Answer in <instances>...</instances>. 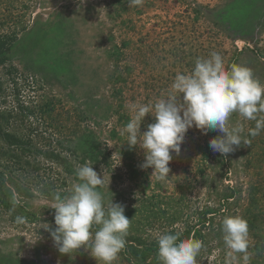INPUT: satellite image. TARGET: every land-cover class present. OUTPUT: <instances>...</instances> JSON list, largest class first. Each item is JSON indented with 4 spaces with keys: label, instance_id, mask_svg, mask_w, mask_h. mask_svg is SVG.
<instances>
[{
    "label": "rangeland",
    "instance_id": "obj_1",
    "mask_svg": "<svg viewBox=\"0 0 264 264\" xmlns=\"http://www.w3.org/2000/svg\"><path fill=\"white\" fill-rule=\"evenodd\" d=\"M0 41V264H97L83 248L61 254L44 229L55 228L53 194H68L85 163L104 170L99 190L131 220L113 264L142 254L160 264L164 231L202 241L197 264H224L221 221L237 215L248 224V264H264V130L249 134L255 120L230 116L246 143L227 156L209 147L222 133L190 128L165 182L141 169L143 151L121 134L130 103L166 98L177 73L212 51L264 85V0H0ZM154 122L146 116L141 132Z\"/></svg>",
    "mask_w": 264,
    "mask_h": 264
},
{
    "label": "clouds",
    "instance_id": "obj_2",
    "mask_svg": "<svg viewBox=\"0 0 264 264\" xmlns=\"http://www.w3.org/2000/svg\"><path fill=\"white\" fill-rule=\"evenodd\" d=\"M141 0H129L137 6ZM172 93L166 98L148 103H130L131 119L122 129L127 135L129 148L139 147L144 153L142 170L153 169L151 177L165 182L169 178L172 160L170 153L179 154L185 135L195 127L205 134L217 131L209 141L213 152L222 156L232 153L246 143L240 125L229 127L233 113L246 120H255L252 136L264 130V85L254 78L246 66L233 64L225 69L222 56L212 51L208 57H198L190 74L177 73L171 85ZM152 116L154 123L141 132V123ZM259 117V118H258ZM77 181L68 194H53L49 202L54 210V224L44 228L50 231L54 245L61 254H71L81 248L89 252L97 264H113L125 248L130 227L125 207L105 201L101 191L104 170L99 174L85 163L75 172ZM23 222V218H17ZM222 239L227 249L224 264H248V224L240 216H225L221 221ZM160 264H197L203 242L181 239L179 233L164 231L156 236Z\"/></svg>",
    "mask_w": 264,
    "mask_h": 264
},
{
    "label": "trees",
    "instance_id": "obj_3",
    "mask_svg": "<svg viewBox=\"0 0 264 264\" xmlns=\"http://www.w3.org/2000/svg\"><path fill=\"white\" fill-rule=\"evenodd\" d=\"M6 45H7L6 42H1V41H0V57L4 54V52H5L4 48L6 47ZM3 62H4V60L0 58V64H3ZM1 118H2V117H1ZM9 136H10V135H5V137H8V139H13V140L15 141L14 137H11V136H10V138H9ZM3 183H4V179H1V178H0V192L2 191ZM4 197H6V196L4 195ZM6 202H7V201H6ZM7 203H8V204H7ZM7 203H6V206H7V207H11V206H15V205H16V204L13 203L12 201H9V202H7ZM31 215L33 216V214H31ZM31 218H33V217H31ZM125 250H127L126 247H125ZM153 251H154L153 248H149V249L146 250L147 254H149V255H150V253L153 252ZM146 257H147L146 254H142L141 257L139 258L138 264H143V263L146 261ZM18 264H29V263H27V262H26V263H25V262L21 263V262L19 261Z\"/></svg>",
    "mask_w": 264,
    "mask_h": 264
}]
</instances>
